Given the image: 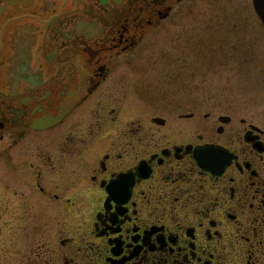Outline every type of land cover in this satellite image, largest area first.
Here are the masks:
<instances>
[{"label": "flooded vegetation", "instance_id": "af4514ba", "mask_svg": "<svg viewBox=\"0 0 264 264\" xmlns=\"http://www.w3.org/2000/svg\"><path fill=\"white\" fill-rule=\"evenodd\" d=\"M194 9L261 20L253 0H0V194L36 231L12 264H264V128L191 107L188 82L161 104L124 86Z\"/></svg>", "mask_w": 264, "mask_h": 264}, {"label": "rangeland", "instance_id": "374dc122", "mask_svg": "<svg viewBox=\"0 0 264 264\" xmlns=\"http://www.w3.org/2000/svg\"><path fill=\"white\" fill-rule=\"evenodd\" d=\"M200 12L191 11L183 34L173 35L178 40L175 43L167 32L150 35L135 60L127 65L124 86L138 83L141 94L153 93L161 104L169 103L170 94L185 92L182 85L188 82L189 92L197 96V102L191 100V107L215 111L232 109L264 128V26L261 20L250 18L233 24L223 19L219 30L215 26L208 30L201 23L204 22L202 17L197 15ZM171 27L170 22L168 28ZM198 94L203 95L202 98H198ZM3 194H0V264H12L13 257L23 252L36 231L32 224L19 227L24 223L15 220L19 214L6 200L9 192ZM32 218L33 213H30L33 222Z\"/></svg>", "mask_w": 264, "mask_h": 264}, {"label": "water", "instance_id": "95a60500", "mask_svg": "<svg viewBox=\"0 0 264 264\" xmlns=\"http://www.w3.org/2000/svg\"><path fill=\"white\" fill-rule=\"evenodd\" d=\"M254 5L264 24V0H254Z\"/></svg>", "mask_w": 264, "mask_h": 264}]
</instances>
